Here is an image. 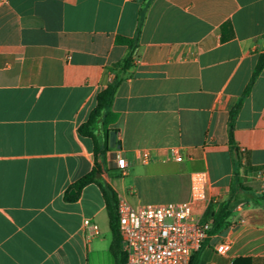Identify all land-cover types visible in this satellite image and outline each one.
Masks as SVG:
<instances>
[{"label": "crops", "instance_id": "0c3cea01", "mask_svg": "<svg viewBox=\"0 0 264 264\" xmlns=\"http://www.w3.org/2000/svg\"><path fill=\"white\" fill-rule=\"evenodd\" d=\"M142 7L138 42L111 105L117 145L106 153L110 170L101 180L136 206L189 200L191 173L205 170L216 210L237 171L250 191L232 202L196 264H264V187L249 177L264 168V65L242 97L264 52V0L0 5V264H115L99 186L66 197L94 165L92 141L78 127L113 79L110 66L127 55L116 39L134 35ZM241 98L236 156L228 115ZM116 152L128 163L124 174ZM222 243L228 249L219 253Z\"/></svg>", "mask_w": 264, "mask_h": 264}, {"label": "built area", "instance_id": "2783aa9c", "mask_svg": "<svg viewBox=\"0 0 264 264\" xmlns=\"http://www.w3.org/2000/svg\"><path fill=\"white\" fill-rule=\"evenodd\" d=\"M7 0H0V5ZM175 161L182 155L176 149L170 151ZM143 162L149 160L146 150L140 152ZM114 162L121 174L127 168L126 159L119 153L114 154ZM264 187V168L249 174ZM209 185L207 171L198 170L190 175V199L187 201H168L131 205L124 197H118V229L121 248L126 256L125 264H189L192 255L200 250L209 236L210 220L194 213L200 204L211 203L207 196ZM85 225L96 229L95 224L84 220ZM219 253L228 249V243L218 245Z\"/></svg>", "mask_w": 264, "mask_h": 264}, {"label": "trees", "instance_id": "16d2710c", "mask_svg": "<svg viewBox=\"0 0 264 264\" xmlns=\"http://www.w3.org/2000/svg\"><path fill=\"white\" fill-rule=\"evenodd\" d=\"M143 12L144 7H142L139 11L137 26L132 37H117V42L128 47V53L121 61L115 62L110 66V70L114 72L113 79L104 89L97 93L95 106L90 111L88 119L78 127L79 134L81 136L89 137L92 141L94 165L89 173L80 177L73 184L76 193L73 195H68L66 197L67 199H74L78 195L79 191L89 183H96L99 186L103 194L108 213L109 226L112 233L110 251L114 256L115 264L126 263V256L121 248V239L118 229V197L111 185L108 184L105 180H101V175L107 173L110 170L109 168H107L106 153L112 148L109 144V136L111 132L115 133V130L109 128V126L117 119V114L111 109L113 97L118 85L123 79L124 72L130 65L133 51L138 42ZM263 65L264 52L261 53L257 59L256 65L254 67L250 80L243 91L242 97L249 92L255 77L261 71ZM241 100L242 98L230 109L228 115V141L230 149L234 151L236 156L237 150L234 146L233 128L234 120L239 110ZM115 145L117 144L115 143ZM249 170L250 167L246 165L243 167L244 172H248ZM249 191L250 189L239 181L238 173L236 171L231 178L229 192L226 198L219 204L216 210H214L213 208L214 204L210 203L204 213V217L210 220L211 223L209 236L217 233L223 226L226 225L232 202L238 200L240 195L249 193ZM198 252L199 251L192 255L189 264H196Z\"/></svg>", "mask_w": 264, "mask_h": 264}, {"label": "water", "instance_id": "95a60500", "mask_svg": "<svg viewBox=\"0 0 264 264\" xmlns=\"http://www.w3.org/2000/svg\"><path fill=\"white\" fill-rule=\"evenodd\" d=\"M109 144L111 147L115 146V133L111 132L109 136Z\"/></svg>", "mask_w": 264, "mask_h": 264}]
</instances>
